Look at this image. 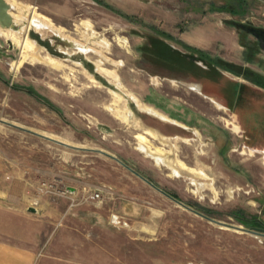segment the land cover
Here are the masks:
<instances>
[{"label":"rangeland","instance_id":"obj_1","mask_svg":"<svg viewBox=\"0 0 264 264\" xmlns=\"http://www.w3.org/2000/svg\"><path fill=\"white\" fill-rule=\"evenodd\" d=\"M6 1L61 35L14 22V42L0 27V119L83 150L0 123V252L23 264H264V236L185 209L99 152L209 218L249 229L257 216L250 230L264 234V91L218 63L264 74V52L234 25L264 32V0ZM181 42L218 61L180 55ZM239 81L249 89L234 110Z\"/></svg>","mask_w":264,"mask_h":264},{"label":"water","instance_id":"obj_2","mask_svg":"<svg viewBox=\"0 0 264 264\" xmlns=\"http://www.w3.org/2000/svg\"><path fill=\"white\" fill-rule=\"evenodd\" d=\"M11 5L6 1V0H0V27L3 28V29H15V23H14V20H13V17L11 15ZM250 31H254V28H250ZM256 36H258L257 33H254ZM259 44H260V48L261 50L264 52V39L260 38L259 37ZM0 123L2 124H6L10 127H13V128H16V129H19V130H22V131H25V132H28V133H31L33 135H36V136H39L41 138H44L46 140H49V141H52V142H55L57 144H60L62 146H65V147H68V148H73V149H78V150H83V149H80V148H77V147H74V146H70L69 144H66L64 142H61V141H58V140H55L53 138H50L48 136H44V135H41V134H38L36 132H32V131H29V130H26L20 126H17L15 124H12V123H9V122H6L4 120H1L0 119ZM100 153L112 158V159H115L116 161H118L120 164H122L123 166H125L126 168H128L129 170H131L132 172H134L135 174H137L139 177H141L142 179H144L146 182H148L151 186H153L156 190L160 191L161 193H163L164 195H166L167 197H169L170 199H172L174 202H176L177 204H179L180 206L184 207L185 209L215 223V224H218L220 226H223V227H227V228H230V229H234L236 231H240V232H243V233H249V234H254V235H259V236H264L263 233H260V232H257V231H253V230H250V229H246L244 227H240V226H235V225H229V224H226V223H223V222H220V221H217V220H214L212 218H209L208 216L194 210L192 207L182 203L181 201H179L178 199L174 198L173 196L169 195L168 193H166L165 191L159 189L157 186H155L153 183H151L150 181H148L147 179H145L143 176H141L140 174H138L136 171H134L132 168H130L128 165H126L125 163H123L121 160H119L118 158H116L115 156L109 154V153H106L104 151H99ZM31 212H36V209L35 208H31L30 209Z\"/></svg>","mask_w":264,"mask_h":264},{"label":"bare ground","instance_id":"obj_3","mask_svg":"<svg viewBox=\"0 0 264 264\" xmlns=\"http://www.w3.org/2000/svg\"><path fill=\"white\" fill-rule=\"evenodd\" d=\"M11 7H12V5H11ZM21 14L22 13H20L19 15H15L14 16L11 13L14 22L17 23L18 25L26 24V26L28 28L29 27H33V28H35L37 30H40V31H46L47 30V31H51L53 33H56L58 35H61V31L60 30H58L54 25H52L49 21H47V19L42 18L40 15L34 16L32 19L27 20ZM1 29H3V28H1ZM9 30H14V29H4L2 32L11 41L17 42V38H16L17 35L15 33H13L12 31L10 32ZM81 50L83 52H88L89 51V48H81ZM47 60L49 62L53 63L54 65L59 64V60H57V59L48 57ZM98 63L100 64V61H98ZM101 70L103 71V73L107 77H109L113 81H116V82L118 81V75H117V73L115 71L108 70V69H104V68L101 69ZM134 100L138 103V105L140 106L141 109L146 110V111H148L151 114H154L156 116H160L161 117V115L158 112H156L155 110H153L152 108L146 107V106L142 105L136 98H134ZM118 117H120L122 119L126 118L125 115H122L121 113L118 114ZM228 125L230 126V128H231V130L233 132H235V133H240L241 132V129H240L239 125H237L236 123L229 122ZM141 138L144 139V137H141ZM142 149L147 154H150L152 157H154L157 163H160V164L166 163L165 160H164V158L159 153L150 152L145 147H142Z\"/></svg>","mask_w":264,"mask_h":264},{"label":"flooded vegetation","instance_id":"obj_4","mask_svg":"<svg viewBox=\"0 0 264 264\" xmlns=\"http://www.w3.org/2000/svg\"><path fill=\"white\" fill-rule=\"evenodd\" d=\"M234 25L236 27H238L241 31L248 32L250 35H252L256 39L257 44L260 46L259 37L264 39V32L262 30L255 28L250 23L238 24L235 22ZM250 28H254V31L251 32ZM254 33H257L258 36H256ZM252 48H254V46L248 45V49L246 48V50L248 52L247 54L253 56V58H252L253 61H257V59H256L257 55H256V53H254L252 51ZM218 63L225 65L227 70H230L231 72H234L235 74H238L239 76H241L243 78H248V80L250 82H252V84L251 83L250 84L252 85L253 88L264 90V74H257L256 72H250V70L247 68V65H237V64H232L229 62L223 63L221 61H219ZM237 86L241 90H244V91L249 89V86H247L246 84H243V82L238 83ZM240 102H243V100L240 99Z\"/></svg>","mask_w":264,"mask_h":264},{"label":"trees","instance_id":"obj_5","mask_svg":"<svg viewBox=\"0 0 264 264\" xmlns=\"http://www.w3.org/2000/svg\"><path fill=\"white\" fill-rule=\"evenodd\" d=\"M181 44L183 45V47H184L188 52H186V54H182L181 52H178V53H179L180 55H185L186 58H189V57H195L197 60H203V61H206V62H210L211 65H214V64L218 61V59H217V60H214V58H211V57L209 56V54H207L206 52H204V51H202V50H200V49H198V48H196V47L190 46L189 44H186V43H184V42H181ZM161 46H165V47H166V45H165L163 42H161ZM219 61H220V60H219ZM176 198H177V197H176ZM197 211H199V210H197ZM200 212H201V211H200ZM201 213L207 215V213H205V212H201ZM239 213H242V214H243V212H236L235 214H239ZM243 223L245 224L244 221H243ZM253 223H254V224H252V225L249 226V224H247V222H246L245 225L248 226L249 229H254V230H258V229H260L261 221L259 220V218H258L257 216H254V217H253ZM256 224H257L258 226H257Z\"/></svg>","mask_w":264,"mask_h":264},{"label":"crops","instance_id":"obj_6","mask_svg":"<svg viewBox=\"0 0 264 264\" xmlns=\"http://www.w3.org/2000/svg\"><path fill=\"white\" fill-rule=\"evenodd\" d=\"M242 81H239L238 83H240ZM244 84V83H243ZM256 89V88H254ZM256 90H259V91H264V90H260V89H256ZM242 92L243 90H241L238 86H237V89H236V94L234 96V101H233V109L236 110L237 107L241 104H243L242 102H240V99L242 97ZM0 264H23L21 262V260L16 257V256H12L10 255V253L8 252H0Z\"/></svg>","mask_w":264,"mask_h":264},{"label":"built area","instance_id":"obj_7","mask_svg":"<svg viewBox=\"0 0 264 264\" xmlns=\"http://www.w3.org/2000/svg\"><path fill=\"white\" fill-rule=\"evenodd\" d=\"M100 197V194H96L95 196H94V198H99Z\"/></svg>","mask_w":264,"mask_h":264}]
</instances>
